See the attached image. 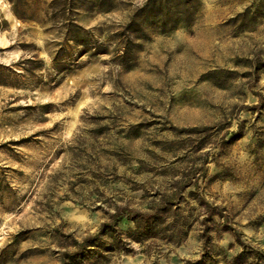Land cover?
<instances>
[{
	"label": "rangeland",
	"instance_id": "1",
	"mask_svg": "<svg viewBox=\"0 0 264 264\" xmlns=\"http://www.w3.org/2000/svg\"><path fill=\"white\" fill-rule=\"evenodd\" d=\"M53 1L0 0V264H264V0L149 26L128 68L144 0Z\"/></svg>",
	"mask_w": 264,
	"mask_h": 264
},
{
	"label": "trees",
	"instance_id": "2",
	"mask_svg": "<svg viewBox=\"0 0 264 264\" xmlns=\"http://www.w3.org/2000/svg\"><path fill=\"white\" fill-rule=\"evenodd\" d=\"M62 0H54L53 7L54 9H62L64 12L72 11V3L65 2L60 3ZM204 0H144V4L137 8L127 25V30L130 32L129 36H123L120 44H118V54L117 59L119 60L120 65H126V67H132L134 62V55L139 52L142 48V42L148 38L149 29L151 27L158 28L162 33L169 32L174 30L179 25L190 24L193 22L194 17L199 9L200 5ZM16 2H13L14 13L18 16L19 12L17 7L15 8ZM72 32L74 35V40L76 46L78 47H89V44H86L87 32L74 21L71 22ZM54 59V63H55ZM54 66L58 73H66L68 68H65L63 64H58L56 61ZM119 215L113 214L111 219L117 222ZM138 220V217L135 218V221ZM111 232V226L109 224H103L99 233L95 236L86 238L83 242L78 243L80 250L85 249L88 244L89 246H96V240L100 235H104ZM76 254L72 255V259L76 260Z\"/></svg>",
	"mask_w": 264,
	"mask_h": 264
}]
</instances>
